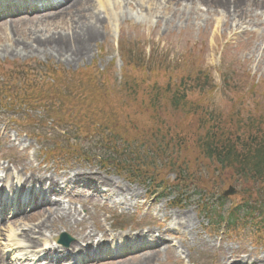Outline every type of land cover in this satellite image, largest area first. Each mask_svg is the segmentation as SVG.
<instances>
[{
    "label": "rangeland",
    "instance_id": "1",
    "mask_svg": "<svg viewBox=\"0 0 264 264\" xmlns=\"http://www.w3.org/2000/svg\"><path fill=\"white\" fill-rule=\"evenodd\" d=\"M201 1L203 0H189L181 4L182 0H175L171 7L165 0H108L106 3L103 0H86L81 3L79 11L86 15L92 11L93 15L102 19L104 27L99 30L100 37L91 46L83 47L82 49L87 48L77 54L75 61L68 60L70 56L68 50L72 49L68 40L79 30V24L77 27L73 25L76 21L74 17L76 9H72V14L67 7H63L61 11L45 13L63 12L65 17L43 23L21 22L24 15L4 23L0 22V62L8 64L26 62L41 68L51 67L69 71L67 76L81 77L75 78L78 89H88L83 80H89V76L98 69L99 74L108 73L107 78L110 77L108 87L113 89L108 92L106 86L103 93L85 92L84 94L66 84H62L49 94L40 89L32 95L33 101L45 97L39 105L47 109L30 110L32 125H28L29 113L25 110L17 109L21 116L0 111L2 129L12 117H20L22 121L18 119L17 124L25 125L28 128L25 132L35 134L40 141L32 142L24 136L19 138L17 133L9 131L13 140L21 141L20 150L23 153L17 154L9 139L0 138V155L7 150L5 157L15 155L12 161H22L18 166L21 178L29 177L32 172L43 174L46 178L49 168L51 172L56 170L55 173L59 178L62 176L67 178L72 165L77 164L80 168L77 171L75 168L74 174L76 172L87 176L91 174L94 179L101 177L109 180L108 185H101L107 190L109 195L107 197L92 198V194L87 191H83L82 194L83 189H69L68 196L63 202L60 201L61 214L50 218L48 206L47 209L37 207L26 214L31 215L33 219L31 222L22 223L23 221L15 217L5 227L20 229L26 224L28 227L24 228L28 229L35 224L36 230L44 229L45 240H49L50 244L62 233H66L71 238L70 245L75 247L80 242L82 248L91 243L83 239L86 231L93 232L96 239H100V236L108 238L113 233L109 240H114L116 243L120 242L116 237L127 236L132 232L140 235L143 229L147 233H159L162 235L161 238H164L162 242L168 247H165L166 249L161 247L156 261L148 264H179V262L222 264L224 259H228L229 264L231 262L238 264L246 263L248 259L254 262L264 257V227L257 218L258 212L247 214L244 210L245 205L241 204L236 196L222 197L228 187L213 189L212 184H209L207 194L196 185L178 187L171 185L168 187V192L161 196L160 192L149 193L145 186L151 183H146L143 178L140 182L133 179L134 184L120 179V177L125 178L124 174L122 176L106 166V164L111 165L110 161L72 163L69 154L62 151L64 135L70 131L75 133L74 128L83 126L77 117L71 115L72 112L88 110L90 117L103 121L106 126L105 132L114 134L116 142L121 147H125L126 140L134 136V132L145 134L150 130H156V123H143L135 118L133 108L149 114L147 109L149 97L146 98L147 95L141 91L136 97L131 93L128 94L124 82L120 80L122 68L120 47L122 50L127 49L128 55L125 57L130 67H138L134 62L138 63L140 56L145 53L152 54L153 59L157 58L160 63H169L172 72L176 66L175 62H179L182 72L192 69L195 73L199 70H209L212 66L217 67L222 62L216 69H211L217 87L212 92H208L207 103L217 110H228L233 103L232 97L234 103L241 102L236 101L239 96L247 99H243L246 105H238L242 110L256 113V109H259L264 114V17L258 20L255 14L259 11L255 9L253 16L248 15L244 22L232 27L230 24L234 26L235 22L231 18H225L223 15L219 17L220 12L226 11V8L216 10L207 6L205 7L207 10L204 8L199 15L198 12L190 10L199 9ZM247 5L249 6V3ZM31 17L33 15L29 16ZM28 33L60 37L59 40L66 43H64L65 54L45 55L41 52L23 54L24 47L20 44L11 49L10 38L18 40ZM12 50L18 52L12 53ZM127 70L130 72V68ZM141 73L151 84L155 82L163 85L169 80L168 76H163V72L156 74L141 71ZM222 74L231 79L232 83L229 87L237 88L236 92H225L226 88L216 80V78L222 79L220 76ZM132 75L137 76L133 73ZM247 80L252 83L247 84ZM102 81V78H99V82ZM259 85H262L263 89L257 93V98L250 97L251 93L256 92L253 88H259ZM253 101H258L260 104L254 106ZM18 106L23 108L21 105ZM92 112L95 114L91 115ZM160 115L167 119L166 111L161 112ZM128 116L132 118L129 123ZM182 117L183 114H176L175 119L178 124ZM89 143L85 144L86 149H93L95 152L97 141H89ZM49 145H55L53 150L56 156L45 157L46 160L42 153ZM135 147L138 148L139 145ZM135 147L132 149L134 150ZM0 161H3L1 156ZM8 164L13 165L9 162ZM134 176H137V173H134ZM166 179L170 182L176 181L173 174L167 175ZM201 185L208 184L203 181ZM116 187L127 190L126 196H120ZM182 192L184 196L177 200L176 197ZM230 213L235 214L239 219L232 228L227 226ZM177 215L189 218L188 229H181L172 222V218ZM213 218L216 222L211 220ZM122 226H125L124 231L118 229ZM9 231L4 233L2 227L0 228V264L10 262L7 257L4 258L6 256L4 252L9 250L7 242ZM2 233L5 235L2 236ZM40 235L43 234L33 235L38 240L37 247H42L45 242L41 239L45 237ZM169 246L175 249L172 248V251ZM157 250L130 253L125 258L108 259L100 261L99 264H137L138 262L147 264L146 255L154 256Z\"/></svg>",
    "mask_w": 264,
    "mask_h": 264
},
{
    "label": "trees",
    "instance_id": "2",
    "mask_svg": "<svg viewBox=\"0 0 264 264\" xmlns=\"http://www.w3.org/2000/svg\"><path fill=\"white\" fill-rule=\"evenodd\" d=\"M178 63L174 74L168 64L161 63L160 72L169 77L166 84H151L144 76H138L125 85L128 94L136 97L141 91L149 97V114L133 108L135 118L156 123L157 128L145 134L134 132L119 151L106 143L115 157L117 171L135 180H148L151 187L163 191L171 185H196L206 193L209 184L213 189L235 186L239 189L237 199L244 203L246 213L257 211L264 227V114L259 109L256 113L242 110L238 105H246L247 99L239 96L236 101L241 102L234 103L232 97L228 110L213 108L206 101L208 92L216 87L209 72H182ZM223 84L225 92L238 90L229 87L228 79ZM253 105L259 103L253 101ZM163 111L167 112V119L160 115ZM176 114H183L180 124ZM131 119L128 116L127 122ZM100 125V131L104 130V124ZM91 132L100 133L93 127ZM201 171L205 173L200 174ZM169 174L175 175V182L166 180ZM203 181L208 185H201ZM229 215L227 226L232 228L238 218L233 213Z\"/></svg>",
    "mask_w": 264,
    "mask_h": 264
},
{
    "label": "bare ground",
    "instance_id": "3",
    "mask_svg": "<svg viewBox=\"0 0 264 264\" xmlns=\"http://www.w3.org/2000/svg\"><path fill=\"white\" fill-rule=\"evenodd\" d=\"M84 0H72L71 2L68 3V10L70 9V14H72V9H76L74 17L76 18V21L74 22V26L77 27V24H79V30L74 33V36L72 34L71 39L68 41L72 45V49L68 50L70 53V56L68 57V60L70 61H75V58L77 57V54L86 50V48L82 49L85 46H91L97 38L100 37V32L104 27L103 21L99 16L93 15L92 11H89L88 14H83L82 12L79 11V8L81 6V3ZM86 1V0H85ZM105 3L108 2V0H103ZM167 3L171 4L174 0H165ZM189 0H182V3H185ZM194 1V0H192ZM80 3V4H79ZM249 3V6L247 5ZM200 6L202 7H210L212 9H224L226 8L228 11H232L233 16L235 17L236 21L238 24L244 22V20L247 19L248 14L252 15L254 14V10L257 9L259 11L258 14H255L256 18L260 20L262 17H264V0H203L199 3ZM253 16V15H252ZM65 17V14L63 12L61 13H54L46 16H41V17H33V18H28L24 17L20 21L21 22H26V23H34V22H47V21H52L55 19H63ZM90 19H92L90 21ZM253 22V21H252ZM264 23V21H263ZM59 37V36H58ZM59 38H55V36L52 37H45L43 35H38L37 33H28L25 35L24 38H20L16 40L15 38H10L9 42L11 43V49L16 48L17 45H23V54H33L36 52H41L43 54H48V53H57L60 55L65 54L66 47L64 45L65 42L60 41ZM66 44V43H65ZM37 49V50H33ZM12 53H17V50H12ZM90 53V52H89ZM68 53H66L67 55ZM76 173L75 175H77ZM82 175V174H78ZM90 179H94L91 177V174L89 175ZM53 175L49 176L46 178V181L52 180ZM41 179V175H36V174H31V176L27 177L24 180V183H29L30 185H34L37 182H39ZM64 176L61 178V187L63 189L69 188L68 184L64 181ZM95 182L103 184V185H108L109 180H106L105 178L97 177L94 179ZM117 192L120 196L125 197L127 190H125L123 187H116ZM58 195V192H55ZM57 195V197H58ZM25 206V204H24ZM53 208L51 209V212H48L49 217L54 218L55 216L59 215L62 213V207L59 202H55L53 204ZM25 209V208H24ZM25 214V213H24ZM22 223L28 221L31 222L33 219L31 218V215H24L23 217L19 218ZM172 222L175 223L177 226H179L181 229H188L189 228V218L187 216H182V215H177L174 218H172ZM36 225H33V228H29L28 231L24 234L25 242L31 247L34 248L37 244V241L34 239V237L31 236V234H45L44 229H35ZM95 234L93 232H88L86 231L83 235V239L87 242L90 240L92 241L95 238ZM24 241H19L18 244L22 246V243ZM45 245H47V241L45 240ZM73 246V245H70ZM164 248L168 247L165 244L162 245ZM78 247V245H76ZM157 249V248H156ZM161 249V246H159L158 250L154 252L153 254H145L146 255V263L150 262H155L156 258L159 256V250ZM166 249V248H165ZM171 249V248H169ZM172 250V249H171ZM173 251V250H172ZM245 261V260H244ZM248 264H264V257L256 259L254 262L251 260H246ZM228 259H224L222 264H229ZM137 264H142L141 262H138ZM230 264H234L231 262ZM238 264H243V262H240Z\"/></svg>",
    "mask_w": 264,
    "mask_h": 264
},
{
    "label": "water",
    "instance_id": "4",
    "mask_svg": "<svg viewBox=\"0 0 264 264\" xmlns=\"http://www.w3.org/2000/svg\"><path fill=\"white\" fill-rule=\"evenodd\" d=\"M231 192H232V191L230 190L229 192L226 193V195L233 194V193H231Z\"/></svg>",
    "mask_w": 264,
    "mask_h": 264
}]
</instances>
